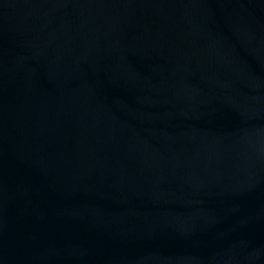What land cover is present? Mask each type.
Here are the masks:
<instances>
[{"label": "water", "instance_id": "obj_1", "mask_svg": "<svg viewBox=\"0 0 264 264\" xmlns=\"http://www.w3.org/2000/svg\"><path fill=\"white\" fill-rule=\"evenodd\" d=\"M0 264H264V0H0Z\"/></svg>", "mask_w": 264, "mask_h": 264}]
</instances>
